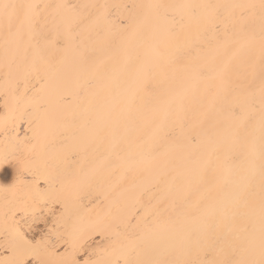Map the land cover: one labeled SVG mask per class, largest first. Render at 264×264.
I'll return each mask as SVG.
<instances>
[{"label":"bare ground","instance_id":"6f19581e","mask_svg":"<svg viewBox=\"0 0 264 264\" xmlns=\"http://www.w3.org/2000/svg\"><path fill=\"white\" fill-rule=\"evenodd\" d=\"M0 264H260L264 0H3Z\"/></svg>","mask_w":264,"mask_h":264},{"label":"snow or ice","instance_id":"6c2138e0","mask_svg":"<svg viewBox=\"0 0 264 264\" xmlns=\"http://www.w3.org/2000/svg\"><path fill=\"white\" fill-rule=\"evenodd\" d=\"M0 14L7 20L9 29L18 22V27L27 26L34 34L39 35L37 29L41 23V15L38 5L6 3L0 0ZM262 123H264V115H262ZM220 264H231V262L223 261ZM260 264H264V259Z\"/></svg>","mask_w":264,"mask_h":264}]
</instances>
